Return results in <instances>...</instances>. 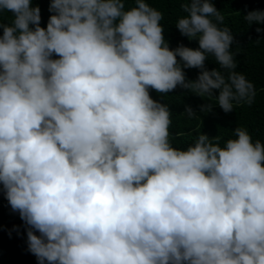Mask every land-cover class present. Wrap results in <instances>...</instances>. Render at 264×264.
Segmentation results:
<instances>
[{"label":"clouds","instance_id":"obj_1","mask_svg":"<svg viewBox=\"0 0 264 264\" xmlns=\"http://www.w3.org/2000/svg\"><path fill=\"white\" fill-rule=\"evenodd\" d=\"M127 2L50 0L45 28L34 0H0L12 14L0 21V193L28 251L38 264H264V143L236 127L223 146L201 133L177 149L169 106L150 95L251 105L234 36L213 0H184L175 27L199 47L172 49L162 13ZM244 19L264 24V11Z\"/></svg>","mask_w":264,"mask_h":264},{"label":"trees","instance_id":"obj_2","mask_svg":"<svg viewBox=\"0 0 264 264\" xmlns=\"http://www.w3.org/2000/svg\"><path fill=\"white\" fill-rule=\"evenodd\" d=\"M149 5L162 13L161 26L164 29L166 41L170 48L175 49L180 44L197 49L198 41H190L180 34L175 27L178 19L187 15L183 11L184 0H147ZM50 0H34L41 8V26H47L52 13L48 11ZM213 3L224 17L223 24L219 27H228L234 36L235 42L231 47L237 72L255 86L256 95L251 105L247 103L236 104L233 102V111L225 113L217 104L216 98L210 96L199 97L185 89L177 87L168 94H158L150 90L152 99L166 104L172 113L170 125V142L173 147L186 150L201 134H206L210 139L220 137L221 146L228 139H233L236 127L246 129L253 141L260 140L264 143V24L250 25L244 16L249 11H264V0H213ZM134 0H128L126 9L135 7ZM12 14L4 12L0 21L11 23ZM213 21L215 22L214 18ZM262 31L257 33L256 28ZM2 34V30H0ZM58 58V57H54ZM179 59V58H178ZM208 70L217 69L219 65L213 56L206 61ZM186 78L195 81L200 74L199 69H185ZM219 95V90H214ZM211 104V112H201L200 105ZM186 106H191L195 118L184 115ZM39 235V233H36ZM0 264H38L37 258L28 251L27 226L20 219L19 213L13 212L0 193ZM47 264V262H45Z\"/></svg>","mask_w":264,"mask_h":264}]
</instances>
